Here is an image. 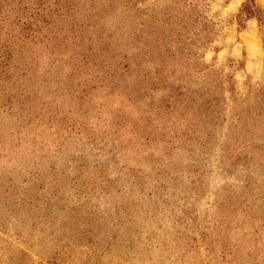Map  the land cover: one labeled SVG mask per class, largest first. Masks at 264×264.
<instances>
[{
    "label": "rangeland",
    "instance_id": "rangeland-1",
    "mask_svg": "<svg viewBox=\"0 0 264 264\" xmlns=\"http://www.w3.org/2000/svg\"><path fill=\"white\" fill-rule=\"evenodd\" d=\"M40 1L2 0L0 264H264V0Z\"/></svg>",
    "mask_w": 264,
    "mask_h": 264
},
{
    "label": "trees",
    "instance_id": "trees-1",
    "mask_svg": "<svg viewBox=\"0 0 264 264\" xmlns=\"http://www.w3.org/2000/svg\"><path fill=\"white\" fill-rule=\"evenodd\" d=\"M42 1V0H41ZM41 1L39 2V4H41ZM8 4H2V0H0V16L3 15L4 12V7L7 6ZM255 10V4L253 3V1H251V4H247L245 5V7L243 8V11L247 14V15H252V13ZM38 11V10H37Z\"/></svg>",
    "mask_w": 264,
    "mask_h": 264
}]
</instances>
